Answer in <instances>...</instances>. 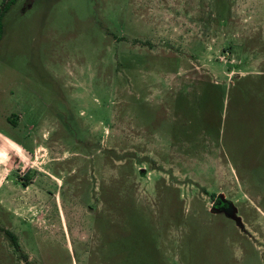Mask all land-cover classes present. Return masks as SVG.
<instances>
[{"label":"rangeland","instance_id":"obj_1","mask_svg":"<svg viewBox=\"0 0 264 264\" xmlns=\"http://www.w3.org/2000/svg\"><path fill=\"white\" fill-rule=\"evenodd\" d=\"M22 255L264 264V0H16L0 40V264Z\"/></svg>","mask_w":264,"mask_h":264},{"label":"trees","instance_id":"obj_2","mask_svg":"<svg viewBox=\"0 0 264 264\" xmlns=\"http://www.w3.org/2000/svg\"><path fill=\"white\" fill-rule=\"evenodd\" d=\"M16 2V0H8L1 8H0V40L3 34V17L5 13L8 12L9 8ZM7 236L10 238V242L12 247H14L15 250H17V244H16V239L15 237L6 231ZM22 259L25 262V264H30L28 262V259L25 255H22Z\"/></svg>","mask_w":264,"mask_h":264},{"label":"flooded vegetation","instance_id":"obj_3","mask_svg":"<svg viewBox=\"0 0 264 264\" xmlns=\"http://www.w3.org/2000/svg\"><path fill=\"white\" fill-rule=\"evenodd\" d=\"M232 209V207H231V204L228 202V201H226V200H224V199H222V197L221 196H216L215 198H214V200H213V202H212V209L211 210H213L215 213H220V212H224V211H228V212H230V210ZM218 210V212H216ZM8 232V231H7ZM8 233H10V232H8ZM12 234V233H11ZM4 235L7 237V239H8V241H9V243L11 244V242H10V238H9V236H7V234H6V231H4ZM13 235V234H12ZM14 236V235H13ZM15 237V236H14ZM15 239H16V237H15ZM16 244H17V239H16ZM12 246V245H11ZM17 250L16 251H18L19 252V246H18V244H17ZM14 248V247H13Z\"/></svg>","mask_w":264,"mask_h":264},{"label":"water","instance_id":"obj_4","mask_svg":"<svg viewBox=\"0 0 264 264\" xmlns=\"http://www.w3.org/2000/svg\"><path fill=\"white\" fill-rule=\"evenodd\" d=\"M231 207H232V206H231ZM211 211H213V210H211ZM216 212H218V210H217ZM235 212H236L235 208L232 207V209L230 210V212H228V211H224L223 213H224L227 217H229V218L235 220L237 223H239V219L235 216Z\"/></svg>","mask_w":264,"mask_h":264}]
</instances>
